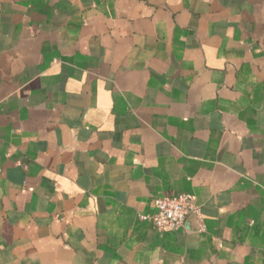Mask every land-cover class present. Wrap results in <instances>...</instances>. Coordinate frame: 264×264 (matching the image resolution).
Instances as JSON below:
<instances>
[{
    "label": "crops",
    "instance_id": "1",
    "mask_svg": "<svg viewBox=\"0 0 264 264\" xmlns=\"http://www.w3.org/2000/svg\"><path fill=\"white\" fill-rule=\"evenodd\" d=\"M0 264H264V0H0Z\"/></svg>",
    "mask_w": 264,
    "mask_h": 264
},
{
    "label": "built area",
    "instance_id": "2",
    "mask_svg": "<svg viewBox=\"0 0 264 264\" xmlns=\"http://www.w3.org/2000/svg\"><path fill=\"white\" fill-rule=\"evenodd\" d=\"M156 211L152 215H142V219L150 218L160 231H171L183 226L190 215H194L199 224V231L205 227L201 207L196 204L191 193L183 192L173 196H159L154 200Z\"/></svg>",
    "mask_w": 264,
    "mask_h": 264
}]
</instances>
